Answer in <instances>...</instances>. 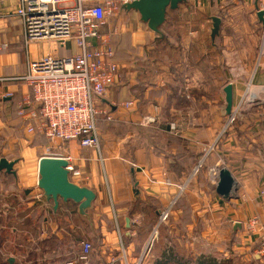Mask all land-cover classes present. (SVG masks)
Masks as SVG:
<instances>
[{"label":"crops","instance_id":"0c3cea01","mask_svg":"<svg viewBox=\"0 0 264 264\" xmlns=\"http://www.w3.org/2000/svg\"><path fill=\"white\" fill-rule=\"evenodd\" d=\"M18 7L19 0H0V160L17 162L15 174L0 171L1 262L27 264V256L20 253L21 260L12 254L9 237L18 232L19 250L36 239L35 251L44 249L45 255L50 240L57 245L54 252L72 242L81 253L82 238L89 235L99 240L89 264L119 258L121 242L136 263L161 214L180 198L187 211L182 206L172 214L171 229L183 232L181 253L264 264L258 256L262 236L247 227L253 219L264 227V22L257 0H187L168 13L160 36L140 24L139 14L132 19L125 11L102 30L118 33L111 43L121 82L101 100L113 121L99 119V151L76 142L66 149L83 173L74 182L97 197L87 217L73 202L61 201L55 212L44 198L38 166L49 142L45 136L23 137L28 122L22 117L13 127L5 105L19 90L22 97L28 92L12 78L24 75L29 61L73 56L79 49L74 42H43L27 49ZM213 17L221 19L215 40ZM228 86L233 87L231 114ZM5 94L12 97L5 99ZM129 102L133 106L125 107ZM14 135L18 141L13 144ZM13 149L15 157L10 156ZM222 168L236 181L229 200L216 192ZM32 225L39 236L33 237ZM165 241L167 248L173 245V240Z\"/></svg>","mask_w":264,"mask_h":264},{"label":"built area","instance_id":"2783aa9c","mask_svg":"<svg viewBox=\"0 0 264 264\" xmlns=\"http://www.w3.org/2000/svg\"><path fill=\"white\" fill-rule=\"evenodd\" d=\"M136 1L139 0H19L16 16L21 21L27 49L43 42H74L79 49L73 56L49 55L31 60L26 74L15 78L28 88L17 109V114L28 122L26 133L45 136L49 146L44 157L68 161L73 182L83 173L66 153L67 146L76 142L82 149L99 151V119L105 116L107 121H113L110 113L101 108V100L120 80V66L111 43V37L118 33L102 30L118 18L123 6ZM257 9L264 12V0H257ZM10 97L12 94L3 95L5 99ZM131 106L132 102L125 104L127 108ZM261 193L264 196V191ZM169 212L170 209L161 214L136 263L130 261L121 242V255L107 264H143L157 239L158 227L167 221ZM247 227L249 233L260 232L259 256L264 257V227H259L257 219ZM91 251L92 245L82 242L78 259L66 264H89Z\"/></svg>","mask_w":264,"mask_h":264},{"label":"water","instance_id":"95a60500","mask_svg":"<svg viewBox=\"0 0 264 264\" xmlns=\"http://www.w3.org/2000/svg\"><path fill=\"white\" fill-rule=\"evenodd\" d=\"M187 0H139L132 4L122 7V11L127 13L135 11L140 15V20L146 24L147 28L156 34L162 35V28L167 22L169 11L175 12ZM259 18L264 22V12H259ZM212 39L219 35L221 19L213 17ZM227 113L231 114L233 109V87L228 86L225 89ZM17 162H9L6 158L0 160V171H6L7 174H15L14 166ZM68 161L60 158L42 157L38 166V187L44 193V198L53 203V210L58 211L60 202H73L79 206L80 215L87 217V212L92 208L96 200V194L92 190L81 187L70 178V171L67 169ZM216 192L225 200L235 196L236 181L232 173L222 168L219 171V180L216 184ZM127 228H131V220L127 219ZM13 261V259H12Z\"/></svg>","mask_w":264,"mask_h":264},{"label":"trees","instance_id":"16d2710c","mask_svg":"<svg viewBox=\"0 0 264 264\" xmlns=\"http://www.w3.org/2000/svg\"><path fill=\"white\" fill-rule=\"evenodd\" d=\"M169 13H171V11H169ZM130 16L132 17V19H137L138 18L137 17L138 13L135 12V11H131ZM142 23L140 22L141 25L146 27V24L144 25V23L143 24ZM112 39L114 40L115 38H112ZM114 53H115V50H114ZM115 61L118 62L117 61V57H116V53H115ZM24 75L13 77L12 80L17 81V80H15V78H20V77H22ZM17 82H20V83L24 84L22 81H17ZM120 82H121V80H119V83ZM115 84L113 86H115ZM21 99H22V93L19 90L15 94L13 99L7 103L8 105L5 104L6 105V110L9 113V118L8 119H9L10 123L13 125V127H14V123H16V120H22V122H23L22 117L17 115V107H18V104L21 101ZM1 116L3 117V119L5 121L7 120V116H6V114L4 112H1ZM34 135L44 138L43 135H40V134H37V133L34 134ZM13 151L14 152H12L10 156L15 157L16 156V150L14 149ZM12 176L10 177V180L15 178V176H13V177ZM182 206L184 208V212L186 213V211H187L186 206H184V204L181 203V199L179 198L178 201L174 204V206L170 210L169 217H168L167 221L165 223L161 224L158 227L159 238H158L157 241H155V243L153 245V248L151 250V252L153 253V256H152V259L149 260L148 263L149 264H233L231 262V260L218 261V260H216L214 258H211L210 256L205 255V254H201L198 257H193V256H191V255H189L187 253L184 254V253H181L179 251L178 238H179V236H181L183 234V232L172 230L171 229V225H172V222H173L172 214L176 210H178V208H180ZM187 219H188L187 215H183L181 220L182 221H186ZM165 240H168V241H172L173 240V245L171 247L167 248V243H166ZM144 247L145 246L143 245V248H142L141 252L143 251ZM0 264H9V263H7V262L2 263L1 260H0Z\"/></svg>","mask_w":264,"mask_h":264},{"label":"rangeland","instance_id":"374dc122","mask_svg":"<svg viewBox=\"0 0 264 264\" xmlns=\"http://www.w3.org/2000/svg\"><path fill=\"white\" fill-rule=\"evenodd\" d=\"M115 21H117V20H115V19L113 20L112 19L111 23L113 24ZM63 50H64L63 48L60 49L61 54H63ZM230 124H232V123H230ZM23 137H26L27 139H30V136H29L28 133H26V131L24 132V136ZM2 138H3V136L1 135L0 136V142H4V140H1ZM10 139H11L10 143H13V144H14V142L18 141V139H17V137L15 135L12 136V138H10ZM177 201H178V199H176L174 201V203H176ZM173 206H174V204L170 208L172 209ZM170 208H168V209H170ZM167 210H164V212L167 211ZM35 217L36 216H33V218H34L33 221L35 220ZM30 227H31L30 230H31V233H32L33 237H35L37 235L38 236L40 235V231L37 228H35V225H32ZM18 234H19L18 232L16 234L12 233V234H10L11 236L9 237V239L11 240L12 254L14 256H17L21 260H22V258H21L20 253H22V255L24 254L22 257L24 259V256L25 257L27 256V258H28L27 264H35L36 258L41 259V263H38V264H66L67 263L66 261L77 260L78 259V256H79V253H80V246L77 245V246L73 247V243L72 242H71V245H70V243L63 244L64 245V250L63 249L60 250V253H59V251H56V252L53 251V250L57 249V245L55 243L52 244L51 240L49 241L48 245L45 247V248L49 249V251H47L49 253L46 254V255L43 253L44 249H40L38 252L35 251L36 250V245H35L36 244V241H35L36 239L32 242V245H31V243H29V246H27V248H25V250H19L20 248H19L18 245L20 243V240H19V235ZM77 235L80 238H82L81 237L82 234L78 233ZM87 236L88 237L82 238V239L84 240V242H89L92 245V251H91V254H90V258H93V256L99 251V240L95 236L93 238L89 237V235H87ZM158 238H159V231H158V235H157L156 241L158 240ZM141 253H140V255H141ZM140 255L138 256L139 258H140ZM207 255L208 256H212V254H207ZM259 255H260V253H258V256ZM152 256H153V253L152 252L149 253L148 256L145 258V261H144L143 264H149L148 262H149V260L152 259ZM196 257H197V255H196ZM243 262L239 261V262H235V264H245V261H243Z\"/></svg>","mask_w":264,"mask_h":264}]
</instances>
